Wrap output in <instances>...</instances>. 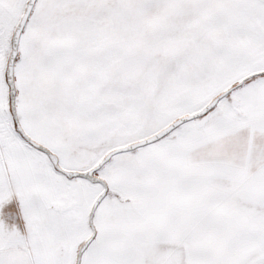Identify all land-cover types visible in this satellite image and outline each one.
I'll use <instances>...</instances> for the list:
<instances>
[{
	"label": "snow or ice",
	"instance_id": "6c2138e0",
	"mask_svg": "<svg viewBox=\"0 0 264 264\" xmlns=\"http://www.w3.org/2000/svg\"><path fill=\"white\" fill-rule=\"evenodd\" d=\"M0 264H264V0H0Z\"/></svg>",
	"mask_w": 264,
	"mask_h": 264
}]
</instances>
